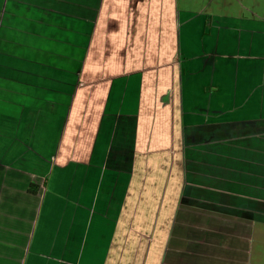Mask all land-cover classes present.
Wrapping results in <instances>:
<instances>
[{"label": "crops", "instance_id": "crops-1", "mask_svg": "<svg viewBox=\"0 0 264 264\" xmlns=\"http://www.w3.org/2000/svg\"><path fill=\"white\" fill-rule=\"evenodd\" d=\"M261 2L0 0V264H264Z\"/></svg>", "mask_w": 264, "mask_h": 264}, {"label": "trees", "instance_id": "trees-1", "mask_svg": "<svg viewBox=\"0 0 264 264\" xmlns=\"http://www.w3.org/2000/svg\"><path fill=\"white\" fill-rule=\"evenodd\" d=\"M38 190H39V186H37L35 184H31L30 189H29L30 193L36 194L38 192Z\"/></svg>", "mask_w": 264, "mask_h": 264}, {"label": "rangeland", "instance_id": "rangeland-1", "mask_svg": "<svg viewBox=\"0 0 264 264\" xmlns=\"http://www.w3.org/2000/svg\"><path fill=\"white\" fill-rule=\"evenodd\" d=\"M261 3H264V2H261ZM261 3H260V4H261ZM262 6H264V4H262Z\"/></svg>", "mask_w": 264, "mask_h": 264}]
</instances>
